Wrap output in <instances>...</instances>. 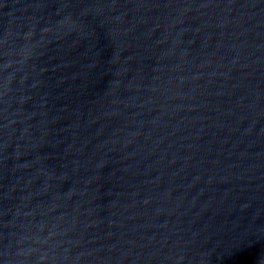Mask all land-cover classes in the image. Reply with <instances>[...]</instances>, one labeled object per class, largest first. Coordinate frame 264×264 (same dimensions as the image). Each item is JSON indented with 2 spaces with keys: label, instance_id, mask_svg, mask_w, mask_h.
I'll return each mask as SVG.
<instances>
[{
  "label": "water",
  "instance_id": "obj_1",
  "mask_svg": "<svg viewBox=\"0 0 264 264\" xmlns=\"http://www.w3.org/2000/svg\"><path fill=\"white\" fill-rule=\"evenodd\" d=\"M0 264H264V0H0Z\"/></svg>",
  "mask_w": 264,
  "mask_h": 264
}]
</instances>
